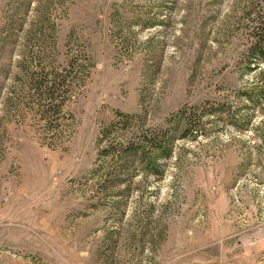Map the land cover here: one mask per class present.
I'll return each mask as SVG.
<instances>
[{
	"label": "rangeland",
	"instance_id": "obj_1",
	"mask_svg": "<svg viewBox=\"0 0 264 264\" xmlns=\"http://www.w3.org/2000/svg\"><path fill=\"white\" fill-rule=\"evenodd\" d=\"M246 4L0 0V264H264Z\"/></svg>",
	"mask_w": 264,
	"mask_h": 264
},
{
	"label": "trees",
	"instance_id": "obj_2",
	"mask_svg": "<svg viewBox=\"0 0 264 264\" xmlns=\"http://www.w3.org/2000/svg\"><path fill=\"white\" fill-rule=\"evenodd\" d=\"M256 6L257 7H252V5H248V9H250L248 11H243L245 12V15L243 14L242 16L243 19L248 21L247 43L243 49L242 57L246 59L249 67L251 63L254 64L256 61L264 63V5ZM251 14H253V16H251ZM161 135L163 136L162 139H160V135L157 133V131H149L148 135H143L142 138H138L137 140H129L125 143V145L121 144L122 151L127 153L125 156L131 155L133 158L141 157V159H143L146 155V150H148L144 146V143L146 142L149 143L148 146L150 150H152V156L154 158L156 156L169 157L173 142L172 137L168 138L166 141L165 135ZM157 150H159V155ZM102 152L103 154L113 153L110 151L109 146H106ZM153 173L157 174L156 171Z\"/></svg>",
	"mask_w": 264,
	"mask_h": 264
}]
</instances>
